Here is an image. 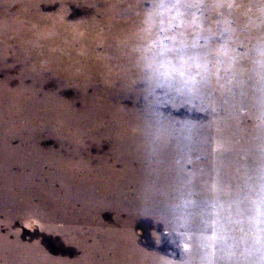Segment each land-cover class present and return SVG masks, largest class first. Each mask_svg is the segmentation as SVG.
<instances>
[{"label":"bare ground","instance_id":"obj_1","mask_svg":"<svg viewBox=\"0 0 264 264\" xmlns=\"http://www.w3.org/2000/svg\"><path fill=\"white\" fill-rule=\"evenodd\" d=\"M181 43L210 49L213 65L231 59L229 79L213 76L193 97L159 78ZM0 77V264H62L10 225L38 208L39 192L24 188L38 181L64 200L47 208L49 223H68L61 233L81 254L63 264H171L139 245L133 207L168 211L172 230L184 221L183 264H264V0H0ZM182 102L213 114L207 128L165 109ZM221 135L230 150L219 162ZM193 154L212 161L189 174Z\"/></svg>","mask_w":264,"mask_h":264},{"label":"rangeland","instance_id":"obj_2","mask_svg":"<svg viewBox=\"0 0 264 264\" xmlns=\"http://www.w3.org/2000/svg\"><path fill=\"white\" fill-rule=\"evenodd\" d=\"M50 6H51V9L54 10L55 7H57V4L54 3V4H51ZM78 10H79V7L72 6L70 8V16H74ZM67 96L68 98H71L72 96H74L73 91L68 90ZM124 105L126 109L131 108V102L129 101L126 102ZM76 107L77 109L81 108L80 102L76 104ZM165 109L169 112H174V114L178 117L191 118L193 121L192 122L193 124L198 125L200 123L202 124L201 127H205V128H207L208 124L210 123L211 118L213 117V114L211 112L201 107H198L192 103H189V102H182V103H177V104L169 105V106L165 105ZM213 131L214 129L210 128L206 130V132L204 133H206V135L211 136ZM46 135H47L46 132H42L41 136L42 138H45ZM215 139L216 141H214V143L212 144V150L217 160H219V162H222L226 153H228V151L230 150V146L227 143L223 135L216 137ZM47 146L49 148H55L56 144L54 140L48 139ZM108 151H109V147L103 146L101 152L105 154ZM96 153H97L96 151H93V154H96ZM211 161H212L211 157H207V156L203 157L202 155H199V154H193L189 158V162L186 167V172L190 174L194 170V166L191 167V165L193 164H197L198 167H201V169H204L205 165H207ZM211 172H212V169H211ZM205 183L206 181L202 179L199 182L198 186L196 187V190H194L193 195L195 194L194 195L195 200H197L196 195L201 194V190L208 188L205 186ZM33 186L34 184H27L25 185L24 188H26L25 190L28 193H33L34 195L36 192H39V195L37 194L36 196L39 199V201H41V199L43 198L42 201L40 202L41 204L40 203L38 204L37 206L38 208H35L34 210L35 212L32 214L31 217L29 216L22 221L14 222L13 220H11L10 225L12 226L13 224L12 227L14 229V232H16L18 237L22 239V242L24 244H27L28 246L33 245V244H40V246L45 250V252L49 256L53 257L54 259L60 260L62 264L65 260L76 259L77 258L76 256H80L81 254H79V249L72 239L74 236V233H70L68 235V238L63 237L66 235L61 233V231L69 228L70 225L66 222L64 223L60 222V223H57V225H55L54 228H56V230H54V228L49 223V217L47 215V214L50 215V213L47 211V208L49 209L52 208L58 211V208L61 206L62 203L56 204V202H63L64 200L59 199L58 201L56 200V202L53 203L52 201H55V200L51 199V195L48 191L49 186L47 184H43L42 181H38L35 184V186L34 187ZM218 187L219 186H216V185L214 186V188H218ZM56 190L58 192V187H56ZM97 202L102 205L106 204L103 199H98ZM134 203H139V200L135 199ZM54 205L56 209L55 207H53ZM196 207L199 211H201V212H198L197 215H205V218H207L208 220H211L213 218V216L207 217V215L204 214V213L212 212V210L206 208L205 205H204V209L200 208L198 205H196ZM132 210L134 214L132 215L131 230H132V233L136 236L139 242V245H141L144 248L142 249L146 252L154 253L158 255L159 258L163 259L164 261L168 263L183 264V261L185 260L186 255L188 253V249L189 250L191 249V244L189 243V241L193 240V237L189 238V233L187 231V229L189 228L188 227L186 228L184 221H179V223L176 226V229L172 230L170 221L173 222L177 220V218H174L172 216L170 217L169 216L170 214L168 213V211H166L165 213H160L156 209H153L152 211L146 214L140 208H137V207H133ZM226 212H227L226 210H223L218 213L221 214L222 219H227V217H230V216L227 215ZM102 213L103 214L101 218H102L104 227L105 228L112 227L117 221V217H115L114 219L115 213L113 211H110V208H106L104 212ZM86 215H88V213ZM5 218H7V216L0 218L1 222L3 223V227L5 226L4 230H2L3 228L0 230L4 237H8L6 236L7 235L6 233L8 231L7 224H9V220ZM197 218L201 220L204 217H197ZM202 222H205V221H202ZM14 224H15V227H14ZM49 229H52L54 231H51ZM88 243L90 244L91 242H88ZM92 243H95V242L93 241ZM186 246H187V250H186ZM211 255H212L211 253H207V256H208L207 260H214L219 263V259L216 256L211 257Z\"/></svg>","mask_w":264,"mask_h":264},{"label":"snow or ice","instance_id":"obj_3","mask_svg":"<svg viewBox=\"0 0 264 264\" xmlns=\"http://www.w3.org/2000/svg\"><path fill=\"white\" fill-rule=\"evenodd\" d=\"M173 6L175 7V5ZM190 7L191 5H185V8ZM215 42L222 43L221 40ZM169 52L174 55L175 60L163 61L154 70L159 78L167 83L179 86L180 90L189 96H199L213 76H215L217 82L229 79L230 69H224L223 66L230 64L231 59L225 60L218 57L216 64L213 65L212 60L209 58L210 49L200 50L196 44L188 46L181 43L179 46L169 49ZM213 67H215V71H213ZM161 68L165 70L161 71ZM196 69H199V71ZM222 71L223 75H221Z\"/></svg>","mask_w":264,"mask_h":264}]
</instances>
